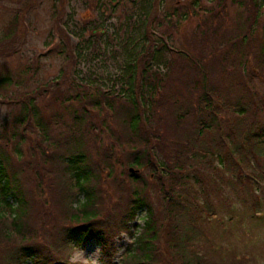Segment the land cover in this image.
<instances>
[{
	"label": "trees",
	"instance_id": "16d2710c",
	"mask_svg": "<svg viewBox=\"0 0 264 264\" xmlns=\"http://www.w3.org/2000/svg\"><path fill=\"white\" fill-rule=\"evenodd\" d=\"M160 3L164 2L112 0L100 3L94 19L81 24L74 18L63 22L59 52L73 68L71 77L64 76V68L57 80H68L73 92L67 100L83 106L79 114L74 112L70 129L66 127L54 138L33 97L21 102L20 111L8 124L5 120V131L0 134V255L5 263L67 264L66 249L93 238L109 264L116 255L115 237L127 232L132 241L124 248L120 264H207L197 261L202 244L211 238L206 228L215 220H232L234 202L249 206L252 218H264V100L247 96L245 83L219 85L205 53L201 59L186 54V62L196 71L186 81L184 97L168 95L165 76L171 62L164 59L168 39H156L158 26L152 19ZM257 9L256 5L248 18V30L238 28L237 37H250L253 28L248 24L257 22ZM217 16L222 15L216 11ZM14 28L11 22L5 32ZM259 52L264 63V46ZM22 79V74L0 75V92L22 87ZM92 115V119L113 115L126 130L124 137L115 135L113 148L120 147L123 160L127 158L135 170L129 181L116 184L128 207L119 215L106 213L104 194L97 186L101 167L83 150L84 130ZM61 124L64 128L65 123ZM28 128L39 129L43 135L38 148L50 147L48 153L41 151L42 156L59 152L58 164L69 183L73 222L66 228V243L61 247L42 243L36 231L26 226V178L14 168L10 155L22 157ZM10 142L15 144L13 153L6 147ZM145 168L155 177L152 203L138 174ZM57 171L55 175L61 172ZM80 194L84 200H79ZM141 210H145L143 225H130ZM162 241L172 255L170 260L164 259ZM244 256L235 253L231 264L244 261ZM248 257L251 264H257L252 259L257 253Z\"/></svg>",
	"mask_w": 264,
	"mask_h": 264
},
{
	"label": "rangeland",
	"instance_id": "374dc122",
	"mask_svg": "<svg viewBox=\"0 0 264 264\" xmlns=\"http://www.w3.org/2000/svg\"><path fill=\"white\" fill-rule=\"evenodd\" d=\"M102 2L107 4L112 0H0V75L22 74L23 78L22 87H8L0 92V134L5 131V120L8 124L20 111L21 102L32 97L36 99L43 123L49 127L53 138L67 131L66 127L70 129L74 112L79 114L83 105L74 99L67 100L73 92L68 80H57L64 68L67 74L64 76L69 74L71 77L73 68L72 63L59 52L63 22L71 23L74 18L77 24H81L85 20L96 18L98 6ZM156 2H164L160 3V7L156 6L152 19L153 25L158 26L156 39H168V49L164 52V59L171 62L165 76L168 95L181 93L184 97L186 81L196 71V68L186 62V54L192 53L197 59H201L202 53H205V62L219 85L236 84V87L237 84L245 83L247 96L261 97L264 100V63L259 52L264 46V0ZM220 3L223 4L222 7L219 6ZM256 5L257 22L252 24L250 20L248 24V27L253 28L250 37H237L239 29L243 28L242 32L248 30V18L251 19ZM103 10L109 14L107 9ZM216 11L224 18L215 17ZM169 15L172 16L168 17ZM11 22L15 28L11 32H5ZM6 34L12 35L6 38ZM223 42L226 44L219 45ZM92 118L93 115L91 122L87 123L88 128L84 130L83 150L93 164L101 167V181L97 186L103 191L106 213L119 215L128 207L116 184L129 181L132 169L135 170L130 167L125 155L126 161L123 160L120 147L113 148L114 144L117 145L115 135L124 137L126 130L119 118L113 115H104V120L98 116ZM61 122L65 123L64 128ZM160 129L162 130L161 126ZM39 131L26 129L27 140L21 146L22 157L18 159L15 154L10 156L14 168L20 169L22 176L26 178L23 187L27 192L24 191L28 206L25 219L27 228L36 231V239L42 243L61 247L66 243V228L73 222L70 219L73 212L70 207L72 197L69 195V183L63 168L58 164L59 152L53 151L42 156L41 151L48 153L50 147L38 148L43 143V135ZM144 138L142 135V139ZM14 145L10 142L6 146L9 152L13 153ZM55 171L61 172L55 175ZM138 174L144 178L142 182L148 187L146 193L152 203L155 195V181L152 180L155 177L148 168L138 170ZM156 191L158 192L157 188ZM78 198L84 200L83 194ZM226 206L224 210L227 209ZM233 212L234 220L219 219L207 226L211 238L202 244V255L197 261L201 259L207 264H231L235 253H240L246 256L238 264H251L248 254L254 256L257 253V257L252 259L257 264H264V218L261 215L252 218L249 206L242 205L240 201L234 202ZM137 214L139 218L131 219L130 225H143L145 210L138 211ZM131 241L132 236L127 232L115 237L116 255L111 257L109 264H120L124 248ZM161 244L166 250L163 253L164 259L170 260L172 255L167 253L168 247L164 241ZM247 245L251 249L245 250ZM66 252L70 256L67 264H106L99 244L93 238L81 242L79 247L67 248ZM30 263L31 261L27 264ZM0 264H7L1 255Z\"/></svg>",
	"mask_w": 264,
	"mask_h": 264
},
{
	"label": "water",
	"instance_id": "95a60500",
	"mask_svg": "<svg viewBox=\"0 0 264 264\" xmlns=\"http://www.w3.org/2000/svg\"><path fill=\"white\" fill-rule=\"evenodd\" d=\"M132 171H133V169H132Z\"/></svg>",
	"mask_w": 264,
	"mask_h": 264
}]
</instances>
